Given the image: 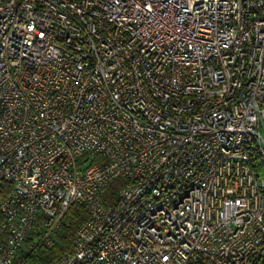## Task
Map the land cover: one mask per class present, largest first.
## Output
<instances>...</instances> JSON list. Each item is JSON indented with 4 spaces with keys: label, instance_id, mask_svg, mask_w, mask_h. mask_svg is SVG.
Instances as JSON below:
<instances>
[{
    "label": "built area",
    "instance_id": "2783aa9c",
    "mask_svg": "<svg viewBox=\"0 0 264 264\" xmlns=\"http://www.w3.org/2000/svg\"><path fill=\"white\" fill-rule=\"evenodd\" d=\"M3 183L0 264H264V0H0Z\"/></svg>",
    "mask_w": 264,
    "mask_h": 264
},
{
    "label": "trees",
    "instance_id": "16d2710c",
    "mask_svg": "<svg viewBox=\"0 0 264 264\" xmlns=\"http://www.w3.org/2000/svg\"><path fill=\"white\" fill-rule=\"evenodd\" d=\"M8 188L9 185L7 183L0 185V203L3 197L6 195ZM85 217L86 210L81 203L74 202L70 204L64 214L65 223L56 233L55 237L52 238V243L48 245L42 242L32 246L26 256L27 263L53 264L63 254L71 252L73 249L72 233ZM1 220L2 214L0 212V221ZM29 240L30 236L28 237V241Z\"/></svg>",
    "mask_w": 264,
    "mask_h": 264
},
{
    "label": "rangeland",
    "instance_id": "374dc122",
    "mask_svg": "<svg viewBox=\"0 0 264 264\" xmlns=\"http://www.w3.org/2000/svg\"><path fill=\"white\" fill-rule=\"evenodd\" d=\"M118 184H119V182H115L113 186L115 187V185H118Z\"/></svg>",
    "mask_w": 264,
    "mask_h": 264
}]
</instances>
